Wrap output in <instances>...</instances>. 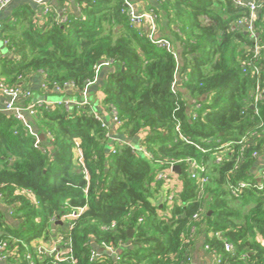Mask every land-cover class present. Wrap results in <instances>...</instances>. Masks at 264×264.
Here are the masks:
<instances>
[{"label": "trees", "instance_id": "obj_1", "mask_svg": "<svg viewBox=\"0 0 264 264\" xmlns=\"http://www.w3.org/2000/svg\"><path fill=\"white\" fill-rule=\"evenodd\" d=\"M76 3L79 16L60 18L24 0L0 22L11 54L0 49V83L22 86L42 72L46 93L80 99L110 62L104 104L121 125L103 127L87 104L39 106L33 122L46 139L38 149L23 123L0 112L1 205L20 223L9 226L0 210L8 262L29 264L32 254L36 264H191L204 234L218 264H264V190L230 188L259 183L250 169L264 153V2L255 42L232 29L248 14L232 0H159L171 52L131 23L123 0ZM172 163L180 173L158 180ZM192 163L205 167L196 178ZM55 232L71 242L64 260L32 248Z\"/></svg>", "mask_w": 264, "mask_h": 264}, {"label": "crops", "instance_id": "obj_2", "mask_svg": "<svg viewBox=\"0 0 264 264\" xmlns=\"http://www.w3.org/2000/svg\"><path fill=\"white\" fill-rule=\"evenodd\" d=\"M24 0H14L7 8H5L0 13V22L2 20L8 19L13 11L23 3ZM134 6L140 13H148L149 11H152L156 13L155 11L160 9V3L159 0H132ZM49 4L52 7V10L57 12L58 16L64 17L66 15H74L79 16L81 14V10L79 6L76 3V0H50ZM35 7L40 8L39 6L35 5ZM41 9V8H40ZM157 15V13H156ZM163 27L166 26L165 22L162 24ZM148 23L145 22L144 30L147 33ZM165 31L162 29H159L157 25V37L159 39H165L164 36ZM0 49L3 51L4 56H9L8 58H11L10 52L6 49V45L2 42H0ZM180 51V50H179ZM114 71L113 67L111 68H103L101 73L99 74L98 81L90 87L88 92L84 95H82L79 98L75 97L74 94L71 91H65V92H55L51 95V93H46L43 89L44 82H45V75L42 72L36 73L28 77L27 80L23 83L22 87L26 90H29L31 92V97L29 98H20L17 101V106L19 107H26L28 105L45 101L47 103H50L49 107H53L55 105L60 104H76V103H86L90 106V108L93 110L96 115L101 116L107 123L111 124V110L108 106L104 104V92H103V86L107 82L108 77L110 73ZM58 99V100H55ZM8 101V98L0 95V112H4L6 103ZM26 125H24L32 135L36 136L40 142H43L42 135L39 133L38 127L33 122V118L27 116L26 117ZM111 141H116L117 136L115 132L111 134ZM46 136V135H45ZM264 169V153L259 154L255 157V162L253 163L250 173L253 178L260 181V174L261 171ZM176 178L173 176V179ZM0 210L3 211L6 222L9 226L19 228L20 223L13 217V211L10 207H4L1 205L0 201ZM55 232L54 235L47 241L44 239H41L39 241H36L32 244V248L34 251H38L39 249H42L44 252L42 255H49L54 256L55 260H58L59 252L64 247L59 243V234ZM205 235L202 234L200 236H196L194 239V245L192 248V259L191 264H215L214 257L212 254H209L207 250L205 249ZM129 243L122 246L118 250H109V253L112 257L115 259L117 258L116 255H118L124 248L129 247ZM100 252L98 251V254ZM40 255V256H42ZM0 264H10L8 260L0 259Z\"/></svg>", "mask_w": 264, "mask_h": 264}, {"label": "built area", "instance_id": "obj_3", "mask_svg": "<svg viewBox=\"0 0 264 264\" xmlns=\"http://www.w3.org/2000/svg\"><path fill=\"white\" fill-rule=\"evenodd\" d=\"M13 1L14 0H0V13L5 8H7ZM27 1H30L33 4L39 6L41 8V11L43 14H48L49 12L52 11V7L49 4L50 0H27ZM232 1L236 7L248 10V14L246 16H244L243 18L239 19L234 24L232 29L233 30H239V29L245 30V32L249 33L250 37L255 42H258L259 34L257 32V28H256L255 24L257 21L258 12L262 8L264 0H232ZM123 3H124L125 8H126L125 10H123V12H125V14L128 16L131 23L133 25H135L137 28H139L141 30V32L146 34L148 36V38L151 40V42L155 43L157 46H159L161 48L166 49L168 52H171L172 51V45L170 44V42H168V40H166V39H159L157 37L156 33H157V25H158L157 24L158 23V16L156 15V13H154L152 11H149L148 13H140L136 9V7L134 6L132 0H123ZM145 22L148 23L147 33L143 29ZM0 29H1V24H0ZM5 45H6V43H5ZM110 66H111L110 62H106V63H103V64L96 67V77L93 81H88L86 83L85 89L83 92L84 95L88 92L90 87L98 81L99 74H100L101 70L103 68H107ZM44 87H45V85L43 86V88ZM68 87H70V85H68ZM56 92H63V91H62V89L57 88ZM0 95H3V96L8 98L4 112L9 113V114H13V116L18 121L23 123L24 125H26V122H27L26 117L27 116L33 118L36 115V110H35L36 107L43 106V105H46V106L50 105V103H47L45 101H40V102L31 104V105H28L26 107L17 106V101L20 98L31 97V92L29 90L24 89L22 86L10 87L8 85H5L4 83H0ZM260 95H261V92L258 89L257 90V97L260 98L261 97ZM76 104L86 105L85 102L84 103L83 102L82 103H76ZM76 104H72V105H76ZM66 105L68 106V104H66ZM110 110H111V124L107 123L101 116L96 115V113H95V116H96V119L102 123L103 127L115 130L116 128H118L121 125V122L119 120L117 111L114 108H111ZM49 137L53 140L51 135ZM244 140L245 139L242 140L241 144L244 143ZM35 146L38 149H42L41 143H40L38 138H37V142H36ZM135 149H138V147H136ZM139 150L142 151L146 157H150V155L143 148H139ZM254 156L256 157L257 154L255 153ZM174 166H175V164L172 163L168 169L160 172L158 174L157 179L170 181L171 176L175 173L173 171ZM204 171H205V167L198 166L196 163L191 164V173H192V176L194 178L200 176L199 174L203 173ZM259 180H260L259 183L256 185L249 184L246 182H241L238 184V186H231L230 188H231L232 194H234L235 196H238L239 191L242 189H246V188H255L257 190H264V169L261 171ZM27 195L31 199H34L32 193L30 191H27ZM172 198L173 197L170 196L169 199H172ZM1 199H2V195L0 194V201H1ZM72 216L75 217L77 215L74 214ZM195 218H198V216L196 215ZM113 227H114V225H113ZM58 240H59V243L61 245L68 248L67 252L69 253L71 251L70 250L71 242L65 241V239L61 236L58 238ZM5 249H6V244L0 245V259L8 260V256L6 254H4ZM205 249L208 250V247L206 246ZM225 250H226V252H232L233 246L231 244L227 243ZM96 251H95V255H93L94 259H97V257L99 256L98 251L101 253L103 250L99 247H96ZM43 252L44 251L42 249H39L37 251V253L39 255H42ZM63 254L58 255V257H57L58 260H64V258L61 257ZM212 256L214 257L215 264H218L221 262V256L219 254H215ZM26 259L29 261V264H36L32 254H27Z\"/></svg>", "mask_w": 264, "mask_h": 264}, {"label": "water", "instance_id": "obj_4", "mask_svg": "<svg viewBox=\"0 0 264 264\" xmlns=\"http://www.w3.org/2000/svg\"><path fill=\"white\" fill-rule=\"evenodd\" d=\"M30 2V1H29ZM32 3V2H31ZM42 138H43V140H45L46 139V136L45 135H42ZM173 171L175 172V173H180V166H178V165H176V166H174V168H173ZM129 236L130 237H132L133 236V231H131V232H129Z\"/></svg>", "mask_w": 264, "mask_h": 264}, {"label": "rangeland", "instance_id": "obj_5", "mask_svg": "<svg viewBox=\"0 0 264 264\" xmlns=\"http://www.w3.org/2000/svg\"><path fill=\"white\" fill-rule=\"evenodd\" d=\"M257 17H258V15H257ZM255 51H256V54H259V53H260V48L257 47ZM251 63H252V62H251ZM55 100H58V99L55 98ZM163 200H164V198H163Z\"/></svg>", "mask_w": 264, "mask_h": 264}]
</instances>
